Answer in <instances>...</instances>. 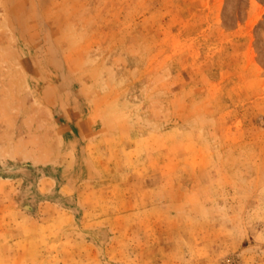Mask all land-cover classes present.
<instances>
[{"label": "rangeland", "instance_id": "rangeland-1", "mask_svg": "<svg viewBox=\"0 0 264 264\" xmlns=\"http://www.w3.org/2000/svg\"><path fill=\"white\" fill-rule=\"evenodd\" d=\"M0 264H264V0H0Z\"/></svg>", "mask_w": 264, "mask_h": 264}]
</instances>
